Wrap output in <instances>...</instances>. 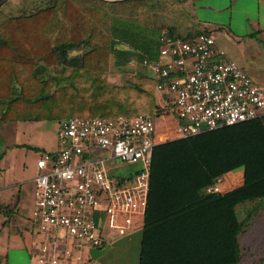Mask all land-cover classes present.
<instances>
[{
  "label": "trees",
  "instance_id": "obj_1",
  "mask_svg": "<svg viewBox=\"0 0 264 264\" xmlns=\"http://www.w3.org/2000/svg\"><path fill=\"white\" fill-rule=\"evenodd\" d=\"M2 4L0 121L152 115L158 78L145 65L124 83L109 78L112 57L120 66L129 57L118 47L120 23L157 30V50L146 44L141 59L157 57L162 30L185 40L209 33L182 0H20L15 13ZM240 166L239 185L205 190ZM257 197H264V119L156 143L139 264H239L244 221L235 208Z\"/></svg>",
  "mask_w": 264,
  "mask_h": 264
},
{
  "label": "built area",
  "instance_id": "obj_2",
  "mask_svg": "<svg viewBox=\"0 0 264 264\" xmlns=\"http://www.w3.org/2000/svg\"><path fill=\"white\" fill-rule=\"evenodd\" d=\"M158 40L157 57L140 61L158 78L154 114L61 119L57 148L38 157L31 216L51 230L31 264H69L70 259L81 264L83 247H102L112 236L142 230L156 143L264 119V90L224 55L211 33L185 40L162 30ZM112 157L138 166L129 175L112 177ZM223 176L205 190L221 192ZM60 239L73 246L61 247Z\"/></svg>",
  "mask_w": 264,
  "mask_h": 264
},
{
  "label": "crops",
  "instance_id": "obj_3",
  "mask_svg": "<svg viewBox=\"0 0 264 264\" xmlns=\"http://www.w3.org/2000/svg\"><path fill=\"white\" fill-rule=\"evenodd\" d=\"M182 2L213 35L224 55L235 60L264 90V0ZM30 121H0V264H31L51 230L34 220L31 210L37 159L43 151L57 148L58 125L52 147L38 126L40 122ZM232 181L222 180L221 192L239 185L242 179L233 186ZM140 241L141 230L112 236L102 247L85 246L82 252L86 261L81 264H139ZM60 246L73 243L60 239ZM69 264L80 263L70 259Z\"/></svg>",
  "mask_w": 264,
  "mask_h": 264
},
{
  "label": "rangeland",
  "instance_id": "obj_4",
  "mask_svg": "<svg viewBox=\"0 0 264 264\" xmlns=\"http://www.w3.org/2000/svg\"><path fill=\"white\" fill-rule=\"evenodd\" d=\"M2 3V10L7 13H15L18 10L20 0H4ZM120 24L126 33L122 34L123 39L118 43V47L123 49L129 57H127L126 61L122 62L121 66L115 65L112 57L109 78L111 81L124 83L132 72L142 67L140 61L142 55L145 53L144 51H147L146 44L151 46L149 48L150 51L157 50V43L155 41L157 30L126 22H121ZM143 34L147 35V37L149 36L152 40H147L146 42ZM148 72L151 73L150 70ZM39 122L38 124L40 125L38 126L42 129L47 143L53 147L56 142L58 121L41 120ZM108 166V172L112 177H120L133 173L138 165L135 162L120 161L112 157L108 161ZM241 179L242 167L240 166L227 172L222 180H233L231 182L233 186L240 183ZM219 187L221 190L223 189L221 182L219 183ZM235 209L239 219L244 221L243 228L239 233V243L241 246L239 264H264V198L241 201L236 205Z\"/></svg>",
  "mask_w": 264,
  "mask_h": 264
},
{
  "label": "water",
  "instance_id": "obj_5",
  "mask_svg": "<svg viewBox=\"0 0 264 264\" xmlns=\"http://www.w3.org/2000/svg\"><path fill=\"white\" fill-rule=\"evenodd\" d=\"M4 0H0V4L3 2Z\"/></svg>",
  "mask_w": 264,
  "mask_h": 264
}]
</instances>
